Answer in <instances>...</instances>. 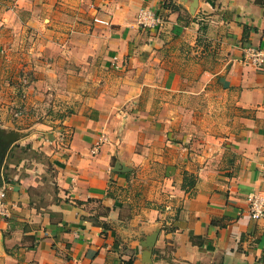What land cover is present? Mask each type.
Here are the masks:
<instances>
[{"label": "crops", "instance_id": "crops-1", "mask_svg": "<svg viewBox=\"0 0 264 264\" xmlns=\"http://www.w3.org/2000/svg\"><path fill=\"white\" fill-rule=\"evenodd\" d=\"M247 46L264 0H0V264H264Z\"/></svg>", "mask_w": 264, "mask_h": 264}, {"label": "built area", "instance_id": "built-area-1", "mask_svg": "<svg viewBox=\"0 0 264 264\" xmlns=\"http://www.w3.org/2000/svg\"><path fill=\"white\" fill-rule=\"evenodd\" d=\"M101 21V20H99ZM104 22V21H101ZM162 24L160 16L156 15L154 11L148 8H140L136 14V25L141 28H150ZM244 60L255 65L264 66V50L259 47L247 46L244 48ZM21 110L15 112V115H19ZM104 140L103 136H100L98 141L93 147V152L99 149L100 143ZM6 195V188L0 185V213H5L7 208L4 204V198ZM248 213L251 218H260L264 216V189L251 191L247 196Z\"/></svg>", "mask_w": 264, "mask_h": 264}, {"label": "trees", "instance_id": "trees-1", "mask_svg": "<svg viewBox=\"0 0 264 264\" xmlns=\"http://www.w3.org/2000/svg\"><path fill=\"white\" fill-rule=\"evenodd\" d=\"M247 34H248V27L247 26H244V33H243V36L244 37H247ZM190 184H191V182H190ZM131 259H129V260H127L126 262H125V264H130L131 263Z\"/></svg>", "mask_w": 264, "mask_h": 264}, {"label": "water", "instance_id": "water-1", "mask_svg": "<svg viewBox=\"0 0 264 264\" xmlns=\"http://www.w3.org/2000/svg\"><path fill=\"white\" fill-rule=\"evenodd\" d=\"M3 155H4V153L2 154V156H3ZM1 159H2V158H0V164H1V162H2ZM147 245H148V247H151V246L153 245V242H152V241H151V242H148ZM148 253H149V255L151 254L150 251H148Z\"/></svg>", "mask_w": 264, "mask_h": 264}]
</instances>
